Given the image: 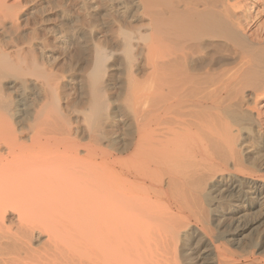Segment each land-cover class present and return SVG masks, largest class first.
<instances>
[{
    "label": "bare ground",
    "instance_id": "bare-ground-1",
    "mask_svg": "<svg viewBox=\"0 0 264 264\" xmlns=\"http://www.w3.org/2000/svg\"><path fill=\"white\" fill-rule=\"evenodd\" d=\"M50 1L0 0V264H264V0Z\"/></svg>",
    "mask_w": 264,
    "mask_h": 264
},
{
    "label": "rangeland",
    "instance_id": "rangeland-1",
    "mask_svg": "<svg viewBox=\"0 0 264 264\" xmlns=\"http://www.w3.org/2000/svg\"><path fill=\"white\" fill-rule=\"evenodd\" d=\"M45 1H47V0H45ZM48 1H50V0H48ZM78 1L79 0H77V1L76 0H74V1H72V0H51L50 1L51 3H49V7H47L48 8V12H49L48 13L49 15H48V18H47L48 19V24H51V26L58 24V25H60L61 28L63 27L62 28L63 30H66L68 28L69 31L67 32V30H68L67 29L66 30L67 33L74 32V33H77L78 35L79 34L82 35L83 33H84L83 35H87V32L84 31L85 28H88L89 24L92 21H93L92 23H94V20H95V23H98V21H100V20L96 21V19H94V16H92V17L90 16L91 19L83 17L81 15V11H79V9H77V6H76V3ZM66 3H68V4L66 5ZM71 4H73V5H71ZM62 6H63V9L65 8V12H63V14H61L58 11L59 8L62 7ZM64 13L66 14V16H64L65 15ZM107 17H105V18L107 19ZM108 19H109V17H108ZM263 19H264V16L262 17L261 20H263ZM74 24L77 25V26H75ZM58 25H56V26L59 27ZM83 25L85 26V28H84ZM64 26H65V29H64ZM73 27H74V29H73ZM81 28H83L84 30L82 29V31H81ZM75 31H77V32H75ZM75 41H72L73 43L70 46L67 47L68 49L66 48V49H63V50H61L62 48L56 47V45L53 44V40L52 39L48 43V45H49L50 48H52V49L54 48V51H56L57 53H59L61 55L63 54L62 53V51H63L65 54H63L62 56L65 59H67V58H69L68 56H71L73 53H75L74 51L77 50L76 49L77 46H75V43H76ZM72 45H74L75 47L72 46ZM253 139H254V137H250L248 140H246V142H243V144H242V147L245 149L244 150V155L245 156L246 155L247 156H251L256 149L262 150V144L256 145V141L254 142ZM262 140H263L262 136H258L257 141L260 143V141H262ZM233 180H231L230 177L225 175L224 178H223L222 189L225 190V188H228L232 184ZM248 185L249 186H246L245 189H247L246 191L249 193V195H251L253 193V189H252L250 183ZM251 197H252V195H251ZM240 213L241 212H236L235 213V211H234L233 214L236 215V216L237 215L240 216L242 214V213L241 214ZM247 213L248 214L251 213L250 210H247ZM215 223H216V221H215ZM223 229L224 228H220L221 231H223ZM248 235L249 234H248V231H247V232L243 233L240 236L239 239H245ZM257 236H258L257 238H258L259 242L264 240V226H262V225L259 226L258 231H257ZM260 238H261V240H260ZM201 243H205V246H204V248H202L200 254H197V255L193 256V258H192L193 264H217L216 263V252H215V249H214L212 243L208 240V238L206 236L203 235V233L198 228L194 227V233H193V235L191 237V240L189 241L188 245H190L191 247H195L196 246L195 244L198 245V244H201ZM263 248H264V246H263ZM254 251H256V253H255L256 256L260 258L261 254L263 252L262 248L260 246H258L256 248H254Z\"/></svg>",
    "mask_w": 264,
    "mask_h": 264
}]
</instances>
